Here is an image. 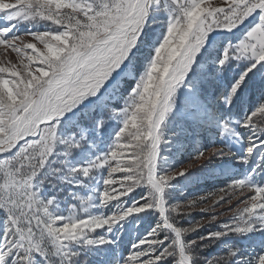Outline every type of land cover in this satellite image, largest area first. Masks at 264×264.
<instances>
[{"label":"snow or ice","instance_id":"1","mask_svg":"<svg viewBox=\"0 0 264 264\" xmlns=\"http://www.w3.org/2000/svg\"><path fill=\"white\" fill-rule=\"evenodd\" d=\"M0 264H264V0H0Z\"/></svg>","mask_w":264,"mask_h":264}]
</instances>
